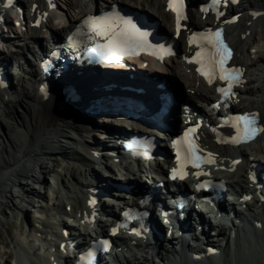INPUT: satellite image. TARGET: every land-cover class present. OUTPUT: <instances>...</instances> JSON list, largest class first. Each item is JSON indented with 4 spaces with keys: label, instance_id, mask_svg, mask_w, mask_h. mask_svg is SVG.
Listing matches in <instances>:
<instances>
[{
    "label": "bare ground",
    "instance_id": "1",
    "mask_svg": "<svg viewBox=\"0 0 264 264\" xmlns=\"http://www.w3.org/2000/svg\"><path fill=\"white\" fill-rule=\"evenodd\" d=\"M20 1L27 2V10H29L31 3L35 0ZM101 1L104 2L105 0ZM120 1L124 2L126 0ZM133 1H135L136 3H139L140 1L144 5L148 6L152 16L154 18L161 19L162 28H170L171 16L168 12L164 11V5L162 0ZM59 8L65 20L62 24L59 25H55L54 23L49 24V29L51 30V32L55 33V35L67 29L66 26L74 23L75 18L79 16V12L82 13L85 10L84 3L81 0H63V4H59ZM252 8L264 9V0H243L239 7V11L243 12L244 14ZM68 10H70L69 13ZM198 20V13H196V11L191 10L190 23L196 24ZM240 20L242 21L238 23V35L237 37L231 36L230 40L236 46L237 49L235 60L245 65L248 71L250 69H253L256 65L264 64V54L262 55L260 53V50H255L254 52L252 51V48L255 49L257 47L256 35L258 34V32L256 30V27H258L261 31H264V16L257 17L255 19H252L251 17L242 16ZM13 31L14 33H17L15 34L16 38H18L17 40L20 41V44L22 45L17 46V48L15 46V49L18 51L26 46L28 53H31L32 56H34V48H28L29 44L36 43L40 41V39H44V36H46V34L48 33L47 30L45 31V33H43L40 28L38 29L37 27H31L29 22H26L24 25V29L22 30L20 28V31L18 29H14V27H11V32ZM246 32H248V35H244L246 34ZM7 34L9 38L13 37V35L9 31H7ZM261 36L263 35L261 34ZM248 39H251V41H248ZM45 41H47V39ZM9 43L10 41L7 40L5 44L0 42V45L2 47L5 46L7 49L8 47L12 48ZM36 47H38V45ZM240 51L241 54H239ZM245 51L246 53H244ZM9 52L11 54V57H8L7 54H3L1 58L4 60H18L23 58L25 55L24 51H21V53L17 52L18 54H16L15 57L13 51ZM243 54H245V56H243ZM169 62V67L163 68L154 65L152 67L148 66L144 68V70L141 66L142 63L137 62V66L131 65L130 70L131 72H134V80L137 82L140 81V78H142L143 80L148 79L151 76L157 75L158 73H164L163 75L158 76L160 79H162L163 76L175 78L173 87H176V91L178 94H185L186 98L188 99L193 98L195 94L200 93L201 90H208V88L203 85L200 79H198L194 75L192 70H190V73L186 72V68L188 66L182 67V63H180L178 58H173ZM27 66L28 70L23 72V77L21 81L23 85L19 88V90H15V87H13L12 93L6 92L3 89L0 90V109L2 112V117H0V197H4L5 193L8 192L11 193V195L15 196V194H12V186L19 187L20 192L27 193L28 197L29 195H32L31 193H40L39 189L42 188V185H44L45 181H47L45 173L49 161L51 159H55L56 156H62L63 158L69 160V164L72 163L70 169L71 179L69 183L62 181L58 177L59 172H57V170L53 168L54 166L51 167V170L49 172H52V175H54V182L61 183V186L63 187L62 192L58 191L55 195H53V198H55V200L58 202L54 203V205L57 206V209H61L62 212H66L65 208L68 204L71 206L72 211H74L75 213L78 212V210L79 212H81L86 209L84 191L86 188L91 186L92 178L79 179L72 173V167L74 165V161H77L82 163L84 166H87L91 174L95 176L98 175V172L94 170L93 166V163H97L98 159H94L95 156L92 154V150L99 149L97 144H99L100 142H95V140L93 139H91L90 142H86L85 139L87 137H92L90 131L91 129L99 130L100 128L101 130L104 129L105 132L109 133L110 128H108V126H110V124L108 123L107 127L105 126L106 129L100 126L98 121L96 125L97 115H93L95 116V121L94 124H91L90 119H94L90 114V112H92V109H88L86 112L72 110H69L68 112L61 111L55 106V101L58 100H55V97L52 94H49V96L45 94L43 96L39 93L38 85L41 78L40 71L38 72V68H36L35 64L29 60L27 62ZM144 73H146V75H144ZM260 77L263 78L264 84V72L261 73ZM121 79L126 80V75L122 73ZM96 80H100V77L95 78L93 75L85 76L80 79L74 78L73 80L71 79L70 82L75 88L76 92L82 96L81 100L82 98L85 100L88 98V87H90ZM143 80H141L142 83ZM254 82L255 79H253L252 76H249V82L242 90V94H247L249 96H262L261 100H252L249 104V108L259 111L261 122L264 123V86H254ZM14 95L16 96L15 98ZM45 96H47V98H45ZM80 105L84 106V103H80ZM87 107L88 106L83 108L86 109ZM174 116L175 115H172V117ZM127 124L133 127V129L139 128L133 123ZM96 126L100 127L97 128ZM112 131L119 132L121 131V129L115 128L112 129ZM204 133L205 138L209 139L208 133L206 131ZM103 135L106 136V134ZM108 135L110 137V133ZM224 149L225 148H223V150ZM260 149L261 150H259V152H262V147H260ZM217 150L223 152V150L220 148H218ZM255 155L256 157L264 160V157H259L258 153H255ZM101 157L102 161L104 162V172H109L110 174H113L112 164L110 163V160L112 159L106 157L105 155ZM226 162L227 161H225L224 163ZM154 165L159 167L161 163L156 161L154 162ZM113 166H115V164ZM139 166L142 167L141 164H139ZM245 166H247V162H245ZM235 169L236 170L232 173V176L229 177V179L236 180L237 184L244 185L245 187L247 181L243 173L244 164H239ZM149 175H151V177L150 179H148L147 183L151 182L150 187L153 188V184L156 182V179H154L155 174L154 172H152L151 169H146L145 173L136 176L134 179L138 180L137 178L140 177V183L143 184V181H145ZM25 178L31 179V182H33L34 184H29L28 181L25 180ZM37 185L39 186V189H36ZM28 197H26L27 204L30 203V198ZM1 203L2 202L0 201V204ZM119 203H121V200H119ZM260 206L264 208V203H262ZM5 218L7 220L9 219V214H6V211ZM200 218L203 220L202 222L208 221L206 213H201ZM253 219L262 223L261 231H256V228L254 227L255 229L253 230V233L255 237L250 238L247 235L243 236L241 239L242 243H240L242 246L239 247L240 250L246 252V254L243 253L244 255L242 256H246L244 258L248 259L247 262H245L247 264H256L251 257V259H249V249L251 245L256 246V250L258 248H261L260 245L262 243H259L264 237V216H259L258 214V216L256 217V214H254ZM248 222L252 225V222ZM210 223L214 227L212 230L215 231L216 227L218 226H216L213 222ZM191 225L192 224H190V226ZM217 230L220 232L219 229ZM30 235L33 236V234L31 233L28 236L20 234L18 237H16V248H14V252L5 253V258L3 259L1 256V261L4 260L5 263H8L9 258L13 259L15 257V261L17 262V264H28L27 257L23 256L22 253L21 242L27 243L29 239L28 237H31ZM55 236L60 237V234H56ZM33 237H37V240L39 241V238H41L42 236ZM256 237H259L258 241ZM131 239H133L132 236H127L125 242L129 243L128 240ZM164 241H167V239H164ZM139 243L140 240L137 241V245H139ZM227 248L228 247H225V249ZM246 248H248V251L244 250ZM228 249V251H230V248ZM145 253L147 252L144 251V253H135V263L142 264L144 260L150 262L151 259L148 258V255ZM67 257L70 258L71 256L67 255ZM140 257H142V259H140ZM48 258L49 257L47 255L41 264H52ZM210 259L211 258L208 257L207 259L200 262L184 261L182 264H216ZM237 259L238 257L236 254L234 258H223L221 260L223 261L222 264H233V262H236ZM167 264L176 263L167 262Z\"/></svg>",
    "mask_w": 264,
    "mask_h": 264
},
{
    "label": "snow or ice",
    "instance_id": "2",
    "mask_svg": "<svg viewBox=\"0 0 264 264\" xmlns=\"http://www.w3.org/2000/svg\"><path fill=\"white\" fill-rule=\"evenodd\" d=\"M219 2L220 0H211L212 5L218 4ZM233 2H235V0H233ZM10 3L11 0H9V4ZM50 6H53L51 0ZM183 8L184 0H168V9L176 14L177 34H179L181 28V20L185 18ZM201 10L207 11L208 7L203 6ZM235 19L236 17H233V20ZM85 22L99 29L104 35L109 37L108 44L100 46V50L104 51L106 49V53L116 59H119V56L127 51L135 52L137 49L149 47L147 43L148 33L141 31V29L133 23L131 18H123L116 13L113 16L104 18L87 17ZM37 23H39V21H37ZM198 35L202 40L207 41V43L211 45L212 50L206 51L201 47V50L196 52L195 57H193L189 63L194 61L199 65L197 71L208 80L209 84L213 82L216 75L219 76V79L226 81L227 87H220L217 91L224 95H228L232 90L233 83H239L240 77V70L226 67L228 60L231 58V50L221 39V30L219 29L216 30L214 34L209 30L208 33H201ZM193 42H195V37L189 39V43ZM217 106L218 105H214V107ZM231 119L235 121L232 126L236 129V135L226 139L224 142L239 144L252 140L259 132H264V128H259L256 125L255 113H245ZM194 131L195 129H188L182 138L173 142V146L177 149V164L179 166V169L173 168L171 170V178L174 180L177 179V177L180 179L184 178V168L187 163H191L192 166L196 168L200 166L201 157L196 155V146L189 139V133ZM184 144H187V149L182 157L181 147ZM209 156H211V153H209ZM207 162L211 163L212 161L209 160ZM237 162L238 161H233V164ZM196 175H200V173L198 172ZM90 203L92 202L90 201ZM112 232L115 234L117 228H113ZM104 243L107 244V241ZM89 255H92V253H89Z\"/></svg>",
    "mask_w": 264,
    "mask_h": 264
},
{
    "label": "rangeland",
    "instance_id": "3",
    "mask_svg": "<svg viewBox=\"0 0 264 264\" xmlns=\"http://www.w3.org/2000/svg\"><path fill=\"white\" fill-rule=\"evenodd\" d=\"M59 12H60V9L57 10V12H56L58 14V20L60 19V22L57 20L55 22L56 25L62 24L63 21L65 20L63 14H60ZM69 12H70V10H68V13ZM256 30L258 32V34L256 35L257 44L260 48V53L263 55L264 54V31H261L258 27H256ZM261 34L263 36H261ZM263 67H264V64L257 65L256 69L250 71L252 74H253V72L256 73L255 75H253L254 79H256V82H255L256 85L255 86H257V85L258 86H262V85L264 86L263 78L260 77L261 73L264 72ZM22 85L23 84H22L21 80L14 79L15 90H19V88ZM15 97L16 96L14 95V98ZM261 97L262 96H260V95H256V96L254 95L252 98L260 100ZM0 117H2L1 109H0ZM90 121H91V124H94L95 118L90 119ZM98 127H100V126H98ZM92 137H94V138H92ZM92 137H87L85 139V141L90 142L91 139H93V140L95 139V142H97V141L101 140L103 135L101 134L100 130L94 129V130H92ZM71 164H69L68 159L63 158L62 156H56V158L51 159L47 165L46 173H45V177H46L47 181H45L44 185H42V188H40V189H39V186L37 185L36 189H39L40 193H38V194L31 193L32 195H29V197H28L27 193L20 192L19 187L12 186V194H15V196L11 195V193L8 192V193H5L4 197H0V201L2 202L0 204V259H1V256L3 259L5 258L4 257L5 253L14 252V250H15L14 248L16 246L15 245V239H16V237H18L21 234L20 231H21L22 227H25V225H27V226L33 225L34 218H35V215L37 214V212L32 213V211L36 210L37 205L40 203L41 204H50L51 202L54 201V198L52 197V195L56 193V191L54 192L55 188L58 186L60 187V185H59V183L54 182L55 181L54 175H52V172L51 173L49 172L51 170V167L54 166L53 168L56 169L57 172H59L58 177L62 181L69 183L70 179H71V170H70ZM72 170H73L72 173L74 174V176L78 177L79 179L86 178V176L88 175V171H86L82 165L80 167H75V165H73ZM25 180H27L28 183L31 185L34 184L33 182H31L32 181L31 179L25 178ZM45 184L46 185L48 184L49 189L45 188L46 187ZM26 197L30 198L29 204L26 203ZM5 211H6V214H9L8 220L5 218ZM24 236H25V234H24ZM258 238L259 237H256L257 241H258ZM214 241H216V240L214 239ZM259 244H261L260 245L261 248H258L257 250L255 249L256 246H253V245L250 246L249 253H248L249 259L252 258L256 264H264V237L262 238V241H260ZM246 250L248 251L247 248H246ZM258 250H261V251H258ZM235 253L237 254L238 259L233 264H247L245 262H247L248 259L244 258L246 256H244V257L242 256V255H244L243 253L246 254V252H243L242 250L237 248V249H235ZM248 254H247V256H248ZM242 258H243V260H242ZM140 259H142V257H140Z\"/></svg>",
    "mask_w": 264,
    "mask_h": 264
}]
</instances>
